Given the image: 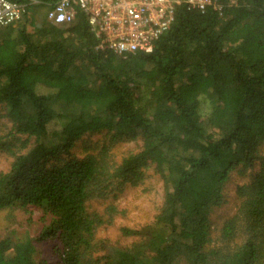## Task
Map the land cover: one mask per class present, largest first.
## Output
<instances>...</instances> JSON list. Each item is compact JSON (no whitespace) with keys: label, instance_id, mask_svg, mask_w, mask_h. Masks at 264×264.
Wrapping results in <instances>:
<instances>
[{"label":"trees","instance_id":"trees-1","mask_svg":"<svg viewBox=\"0 0 264 264\" xmlns=\"http://www.w3.org/2000/svg\"><path fill=\"white\" fill-rule=\"evenodd\" d=\"M36 1L0 26V264H264V0L179 5L124 56ZM150 179L151 218L116 228Z\"/></svg>","mask_w":264,"mask_h":264},{"label":"built area","instance_id":"built-area-1","mask_svg":"<svg viewBox=\"0 0 264 264\" xmlns=\"http://www.w3.org/2000/svg\"><path fill=\"white\" fill-rule=\"evenodd\" d=\"M236 0H229L234 4ZM36 0L18 3L0 0V26L19 21ZM205 9L213 0H57L45 14L53 25H68L76 14L85 17L95 48H107L118 55L150 52L168 29L179 5Z\"/></svg>","mask_w":264,"mask_h":264},{"label":"rangeland","instance_id":"rangeland-1","mask_svg":"<svg viewBox=\"0 0 264 264\" xmlns=\"http://www.w3.org/2000/svg\"><path fill=\"white\" fill-rule=\"evenodd\" d=\"M88 140H94V138H88ZM76 150L79 151V145L82 143V140H78L76 142ZM136 143L124 140L120 143H117L113 148L118 155L119 152H123L125 150L135 148ZM8 164L7 159L0 156V169H4ZM239 181V180H238ZM233 190H234V182H231L226 187V193L229 195L227 199V204L224 205L218 212V216L221 218L226 216L229 209H232L233 200ZM161 192V183L159 181H155L153 179L147 180L143 185L137 188H127L124 190L122 194V198L120 199V205L125 209V213L117 217L116 220V228H119L120 225H128L130 227H137L138 223H145L147 219L151 218L155 206L159 201ZM222 219V218H221ZM219 220V219H218ZM32 228L35 229L34 226ZM119 230L114 231V236H116ZM38 257H46L48 248L45 245H38Z\"/></svg>","mask_w":264,"mask_h":264}]
</instances>
